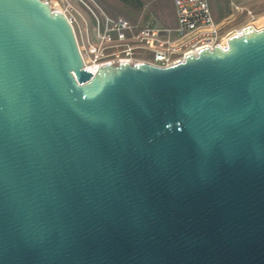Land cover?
<instances>
[{
    "label": "water",
    "instance_id": "water-1",
    "mask_svg": "<svg viewBox=\"0 0 264 264\" xmlns=\"http://www.w3.org/2000/svg\"><path fill=\"white\" fill-rule=\"evenodd\" d=\"M84 68L41 0H0V264H264V28Z\"/></svg>",
    "mask_w": 264,
    "mask_h": 264
},
{
    "label": "built area",
    "instance_id": "built-area-1",
    "mask_svg": "<svg viewBox=\"0 0 264 264\" xmlns=\"http://www.w3.org/2000/svg\"><path fill=\"white\" fill-rule=\"evenodd\" d=\"M52 11L61 12L72 26L84 68L96 74L101 66L150 63L168 67L197 55L202 48L213 50L219 45L230 49L229 40L243 35L246 27L264 28L253 9L244 0H229L232 14L219 22L213 15L210 0H173L177 25L163 26L151 18L145 24H134L122 16H112L97 0H41ZM244 16L240 26L232 23Z\"/></svg>",
    "mask_w": 264,
    "mask_h": 264
},
{
    "label": "trees",
    "instance_id": "trees-1",
    "mask_svg": "<svg viewBox=\"0 0 264 264\" xmlns=\"http://www.w3.org/2000/svg\"><path fill=\"white\" fill-rule=\"evenodd\" d=\"M210 3L215 18L220 19L229 11V0H210ZM151 15L163 26L177 25L173 0H133V18L122 17L134 24L143 25L152 18Z\"/></svg>",
    "mask_w": 264,
    "mask_h": 264
},
{
    "label": "crops",
    "instance_id": "crops-1",
    "mask_svg": "<svg viewBox=\"0 0 264 264\" xmlns=\"http://www.w3.org/2000/svg\"><path fill=\"white\" fill-rule=\"evenodd\" d=\"M97 2L112 16L133 18V0H97Z\"/></svg>",
    "mask_w": 264,
    "mask_h": 264
},
{
    "label": "rangeland",
    "instance_id": "rangeland-1",
    "mask_svg": "<svg viewBox=\"0 0 264 264\" xmlns=\"http://www.w3.org/2000/svg\"><path fill=\"white\" fill-rule=\"evenodd\" d=\"M243 3L249 8L253 9V11L257 16L258 23L260 25H264V0H244ZM228 9L229 11L225 16H223L220 19L216 18V20L222 22L224 21L225 18L230 16L232 14V9L230 5H228ZM153 16L154 15H151L152 18H154ZM243 17L244 16L238 15L237 20H234L232 23L233 27L240 26L243 23V19H244Z\"/></svg>",
    "mask_w": 264,
    "mask_h": 264
}]
</instances>
